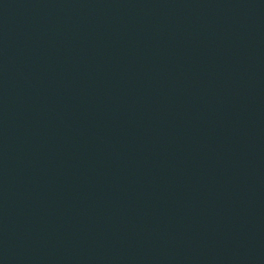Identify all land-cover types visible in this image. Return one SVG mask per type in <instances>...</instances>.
Instances as JSON below:
<instances>
[{"label": "water", "instance_id": "1", "mask_svg": "<svg viewBox=\"0 0 264 264\" xmlns=\"http://www.w3.org/2000/svg\"><path fill=\"white\" fill-rule=\"evenodd\" d=\"M0 264H264V0H0Z\"/></svg>", "mask_w": 264, "mask_h": 264}]
</instances>
